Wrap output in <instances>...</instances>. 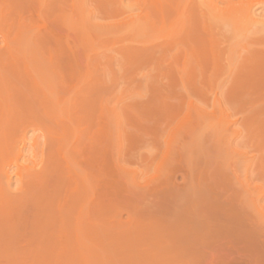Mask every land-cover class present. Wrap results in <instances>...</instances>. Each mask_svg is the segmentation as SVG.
Returning <instances> with one entry per match:
<instances>
[{
  "label": "rangeland",
  "instance_id": "374dc122",
  "mask_svg": "<svg viewBox=\"0 0 264 264\" xmlns=\"http://www.w3.org/2000/svg\"><path fill=\"white\" fill-rule=\"evenodd\" d=\"M170 1L0 0V264H264V0Z\"/></svg>",
  "mask_w": 264,
  "mask_h": 264
},
{
  "label": "bare ground",
  "instance_id": "6f19581e",
  "mask_svg": "<svg viewBox=\"0 0 264 264\" xmlns=\"http://www.w3.org/2000/svg\"><path fill=\"white\" fill-rule=\"evenodd\" d=\"M175 1V0H174ZM172 2V0L170 1V2H172V3H174L175 4V2ZM177 1V0H176ZM195 1H197V0H195ZM234 1H236V2H234ZM258 1H260V0H258ZM219 2V1H218ZM262 2V1H261ZM229 4L231 3V4H233V7L237 10V11H239V17L238 18H235V19H233V17H232V20H230L231 21V24H232V26L235 24V23H241L242 21L244 22V26H243V28H241L242 30V34H243V32H245L246 33V31H247V29L244 31V28H247V27H251V28H254V26L253 25H256L258 22H259V19L256 21L255 20V18L257 17L256 15V17H253L252 16V14H253V12L255 11H253V9L252 8H254V7H256V5L258 4V2H257V0H232V2L230 1V2H228ZM168 5H169V3H167ZM173 5V4H172ZM196 5H197V3H196ZM201 5V4H200ZM199 5V6H200ZM174 6V5H173ZM198 6V5H197ZM196 6V7H197ZM198 6V7H199ZM230 6V5H229ZM258 6V5H257ZM168 8V7H167ZM181 8H183V7H181ZM181 8H180V10H181ZM200 8V7H199ZM204 9H206V8H204ZM261 9H262V7H261ZM170 10V9H169ZM175 10V9H174ZM201 10H203V9H201ZM264 10V9H263ZM171 11V10H170ZM176 12V11H175ZM236 12V11H235ZM262 12V11H261ZM182 13V12H181ZM184 13V12H183ZM178 16L175 18L176 20H175V22L174 23H177L178 24V22H177V20H179L178 18H180V16H179V14H177ZM181 15V14H180ZM183 15V14H182ZM186 15H189V14H187V13H185V15L184 16H186ZM259 15V14H258ZM192 16V15H191ZM174 17V16H173ZM194 17V16H193ZM192 17V18H193ZM186 18H188V16H186ZM185 18V19H186ZM205 18V17H204ZM216 19H217V17H215ZM229 18V17H228ZM258 18V17H257ZM256 18V19H257ZM263 18V17H262ZM194 19V18H193ZM231 19V18H230ZM182 20V19H181ZM191 20V22H192V19H190ZM190 20L189 21H187V22H190ZM261 20V19H260ZM171 21H173V20H171ZM180 21V20H179ZM186 21H185V23H186ZM195 20H193V22H194ZM181 22H183V21H181ZM202 22V21H201ZM242 22V23H243ZM173 23V24H174ZM209 23V22H208ZM216 23V22H215ZM219 23V22H218ZM201 24H205V23H201ZM220 24V23H219ZM208 25V24H207ZM213 25V24H212ZM211 24H209L208 25V27H211L212 26ZM218 25V24H217ZM228 24H226V26H227ZM258 25V27H260L259 25H260V23L259 24H257ZM256 25V26H257ZM188 26H189V24H188ZM222 26V25H221ZM229 26H230V24H229ZM235 26V25H234ZM253 26V27H252ZM176 27V26H175ZM180 27H183V25L182 26H179V28ZM190 27V26H189ZM207 27V28H208ZM213 27V26H212ZM211 27V28H212ZM214 27H216V29H218L217 28V26H214ZM231 27V26H230ZM239 27V26H238ZM237 27V28H238ZM173 28V27H172ZM178 27H176V30H178L179 31V28L177 29ZM203 28H204V25H203ZM221 28V27H220ZM219 28V29H220ZM256 28V27H255ZM254 28V29H255ZM261 28V27H260ZM215 29V30H216ZM233 29V28H232ZM185 30V29H184ZM188 30V29H187ZM190 30H191V28H190ZM207 30V29H206ZM209 30H212V29H209ZM215 30H213L214 32H215ZM222 30V29H221ZM251 30H253V29H251ZM251 30H249V31H251ZM258 30V32H259V28L257 29ZM217 31V30H216ZM219 31V30H218ZM238 31L240 32V29H238L236 32H237V34H238ZM254 31H256V30H254ZM261 31H262V29L260 30V33H261ZM264 31V30H263ZM180 32V31H179ZM188 32V31H187ZM221 32V31H220ZM228 32V31H227ZM235 32V31H234ZM235 32V33H236ZM184 33V32H183ZM210 33V32H209ZM212 34H213V32H211ZM218 33V32H217ZM241 33V32H240ZM256 33V32H255ZM263 33V32H262ZM171 34V33H170ZM192 34V33H191ZM194 34V33H193ZM196 34H197V32H196ZM211 34V35H212ZM216 34V33H215ZM223 34V33H222ZM250 34V33H249ZM264 34V33H263ZM184 35V34H183ZM189 34L187 33V36H188ZM218 35H219V33H218ZM241 35V34H240ZM253 35V34H252ZM223 36H225V35H223ZM228 36V35H227ZM237 36V35H236ZM243 36V35H242ZM241 36V37H242ZM262 37H263V35H261ZM179 37H181V35L179 36ZM212 37V36H211ZM221 37V36H220ZM170 38H171V36H170ZM224 38H226V37H224ZM228 38V37H227ZM243 39H244V37H242ZM241 38V39H242ZM264 38V37H263ZM263 38H257V36H256V38L254 37H249V38H245L246 40V44H245V46L244 47H242L243 48V50H245V51H248V47L249 46H254V47H250L252 50H253V52H254V49H257V48H255L256 46H262L263 47V49H264V39ZM216 39H217V37H216ZM177 40H178V38H177ZM185 40V39H184ZM188 40V39H187ZM213 40V39H212ZM237 40V39H236ZM230 41V40H229ZM244 41V42H245ZM175 42V41H174ZM176 42H179V41H176ZM235 42V40L233 41V43ZM237 42V41H236ZM214 43V42H213ZM177 44V43H176ZM182 44V43H181ZM180 44V45H181ZM188 44V43H187ZM210 44H212V42L210 43ZM218 44H220V43H218ZM223 44V43H222ZM236 44V43H235ZM175 45V44H174ZM205 45V44H204ZM237 45H239V44H237ZM194 46V45H193ZM209 46V48H210V45H208ZM189 47H190V43H189ZM199 47V46H198ZM213 47V46H212ZM211 47V49H214V47L212 48ZM219 47V46H218ZM237 47V46H236ZM170 48V47H169ZM202 48V47H201ZM206 49V48H205ZM259 49H261V48H259ZM174 50V49H173ZM189 50H190V48H189ZM251 50V51H252ZM258 50V49H257ZM169 51V50H168ZM207 51V50H206ZM260 51V50H259ZM259 51H257V52H259ZM211 52V51H210ZM240 52V51H239ZM249 52H250V50H249ZM252 52V53H253ZM255 52H256V50H255ZM260 52H262V50L260 51ZM260 52H259V54H260ZM171 53V52H170ZM213 53V52H212ZM218 52H216V54H217ZM222 53V52H221ZM228 53V52H227ZM230 53V52H229ZM236 53V52H235ZM251 53V54H252ZM186 54V53H185ZM224 54V53H223ZM236 54H238V53H236ZM194 55V54H193ZM213 55V54H212ZM219 55V54H218ZM239 55V54H238ZM249 55V54H248ZM170 56V55H169ZM183 56V55H182ZM186 56V55H185ZM229 56V55H228ZM245 56V55H244ZM247 56V55H246ZM184 57V56H183ZM191 57V56H190ZM193 57V56H192ZM194 57H195V55H194ZM235 57V56H234ZM170 58V57H169ZM175 58H176V56H175ZM222 58V57H221ZM224 58H225V56H224ZM227 58V57H226ZM240 58H243V57H240ZM256 58V57H255ZM184 59V58H183ZM182 59V60H183ZM230 59V58H229ZM226 60H228V59H226ZM242 60H244V59H242ZM175 61V60H174ZM263 61V60H262ZM228 62V61H227ZM234 62H235V59H234ZM246 62H247V60H246ZM184 63V62H183ZM242 63V62H241ZM250 63V62H249ZM175 64H177V62L175 63ZM189 64V63H188ZM199 64V63H198ZM233 64V63H232ZM246 64V63H245ZM244 64V65H245ZM252 64H253V62H252ZM200 65V64H199ZM230 65V64H229ZM228 65V66H229ZM212 66V65H211ZM231 66H233V65H231ZM246 66V65H245ZM191 67V66H190ZM204 67V66H203ZM252 67V66H251ZM196 68V67H195ZM243 68V67H242ZM205 69V68H204ZM244 70H248V68H243ZM186 70V69H185ZM236 70V69H235ZM251 71V70H250ZM175 73V72H174ZM194 74H195V72H194ZM239 77V76H238ZM191 78V77H190ZM193 80V79H192ZM39 81V80H38ZM37 81V82H38ZM187 81V80H186ZM33 83V82H32ZM42 88V87H41ZM45 88V87H44ZM50 88V87H49ZM36 90V89H35ZM34 91V90H33ZM34 92H36V91H34ZM49 92V91H48ZM53 92V91H52ZM43 92H41V94H42ZM46 93V92H45ZM34 94V93H33ZM47 94V93H46ZM52 94V93H51ZM53 94H54V92H53ZM48 95V97H49V94H47ZM30 96V95H29ZM28 96V97H29ZM45 96V95H44ZM34 97V96H33ZM43 97V96H42ZM48 97H46V98H48ZM45 98V97H44ZM43 98V99H44ZM49 98H50V100H49ZM45 102L46 103H50V102H47L48 100L49 101H52L51 100V96L49 97ZM54 98H55V96H54ZM2 99V98H1ZM29 99V98H28ZM55 99H57V98H55ZM54 99V100H55ZM53 100V101H54ZM58 100V99H57ZM60 100H62V99H60ZM1 101V100H0ZM40 101H42V99H40ZM29 102V101H28ZM44 102V101H43ZM55 103H57V105L58 106H62L63 104L62 103H64V102H62L61 103V105H59V103L55 100ZM55 103H53L54 105H55ZM67 103V102H66ZM44 104V107H48V104H45V103H43ZM53 104L51 103V104H49V107H50V105H52L51 107H53ZM15 105V104H14ZM46 105V106H45ZM56 105V110H57V106ZM13 106V105H12ZM19 106V105H18ZM20 107V106H19ZM24 107V106H23ZM48 107V108H49ZM53 107V108H54ZM63 107L66 109V107L63 105L62 107H60L63 111H62V113H65L64 111V109H63ZM45 108V110H48V108L46 109ZM14 110V109H13ZM16 110V109H15ZM20 110V109H19ZM18 110V111H19ZM44 110V111H45ZM50 110V114H51V109H49ZM55 110V111H56ZM58 110H59V108H58ZM58 110H57V112H58ZM10 111V110H9ZM21 111V110H20ZM61 111V110H60ZM14 112V111H13ZM47 113L49 112V111H46ZM38 113V112H37ZM61 113V112H60ZM13 114H15V113H13ZM17 114V113H16ZM49 114V113H48ZM48 114H46V116L48 115ZM0 115H2V113L0 114ZM29 115V114H28ZM30 115H31V113H30ZM45 115V114H44ZM52 115V114H51ZM67 115H68V113H67ZM26 116V115H25ZM56 116V115H55ZM49 117V116H48ZM54 117V116H53ZM65 117V116H64ZM2 118V117H1ZM18 118V117H17ZM23 118V117H22ZM66 118H67V116H66ZM21 119V118H20ZM25 119V118H24ZM34 119V118H33ZM55 119V118H54ZM30 120H31V118H30ZM47 120H48V118H47ZM63 120V119H62ZM5 121V120H4ZM26 121V120H25ZM36 122V121H35ZM4 124V123H3ZM9 124V123H8ZM36 124H37V122H36ZM44 124V123H43ZM6 125V124H5ZM63 125V124H62ZM64 125H66V124H64ZM2 125H0V127H1ZM7 126V125H6ZM60 126V125H59ZM62 127V126H61ZM11 128V127H10ZM47 128V127H46ZM64 129V128H63ZM11 131V130H10ZM44 131V130H43ZM63 132H65V131H63ZM3 135V131L2 132H0V136H2ZM5 136V135H4ZM10 136V135H9ZM45 136V135H44ZM47 136V135H46ZM45 136V137H46ZM7 137V136H6ZM36 137H38V139H40L39 138V136H36ZM41 137V136H40ZM61 137V136H60ZM50 138V137H49ZM6 139V138H5ZM52 139V138H51ZM67 139V138H66ZM36 140V139H35ZM34 140V141H35ZM2 142V141H1ZM60 142V141H59ZM46 143V142H45ZM35 144V143H34ZM52 144V143H51ZM61 144V143H60ZM10 145H11V143H10ZM63 146V145H62ZM64 147V146H63ZM67 148V147H66ZM63 150V149H62ZM68 151H69V149H68ZM64 156V155H63ZM48 158V157H47ZM69 159H70V157H69ZM48 161V160H47ZM50 161V160H49ZM46 162V161H45ZM45 164V163H44ZM43 164V165H44ZM62 164V163H61ZM46 165H47V163H46ZM26 169H27V167H25ZM70 168H72L71 166H70ZM73 169V168H72ZM37 170V169H36ZM40 170V169H39ZM58 171V170H57ZM63 171V170H62ZM40 172V171H39ZM44 173V172H43ZM20 177V176H19ZM3 178V177H2ZM64 178V177H63ZM5 179V178H4ZM0 180H1V176H0ZM67 181V180H66ZM5 182V181H4ZM6 183V182H5ZM66 184H67V182H66ZM69 184V183H68ZM5 185V184H4ZM3 187V186H2ZM2 187H0V189L2 188ZM5 189V188H4ZM34 189V188H33ZM1 190H3V188L1 189ZM1 190H0V192H1ZM4 191V190H3ZM2 191V192H3ZM40 192V191H39ZM6 196V195H5ZM5 200V199H4ZM84 200V199H83ZM36 201V200H35ZM83 204V203H82ZM84 205H85V203H84ZM87 205V204H86ZM66 211V210H65ZM81 212V211H80ZM86 212V211H85ZM67 213V212H66ZM2 214V213H1ZM81 221H83V220H81ZM83 226V225H82ZM79 227V226H78Z\"/></svg>",
  "mask_w": 264,
  "mask_h": 264
}]
</instances>
